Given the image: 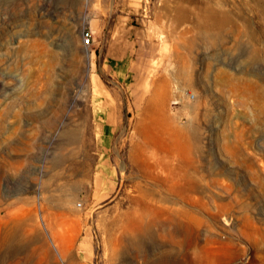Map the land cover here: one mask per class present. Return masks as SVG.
<instances>
[{
    "label": "rangeland",
    "instance_id": "rangeland-1",
    "mask_svg": "<svg viewBox=\"0 0 264 264\" xmlns=\"http://www.w3.org/2000/svg\"><path fill=\"white\" fill-rule=\"evenodd\" d=\"M0 264H264V0H0Z\"/></svg>",
    "mask_w": 264,
    "mask_h": 264
},
{
    "label": "crops",
    "instance_id": "crops-1",
    "mask_svg": "<svg viewBox=\"0 0 264 264\" xmlns=\"http://www.w3.org/2000/svg\"><path fill=\"white\" fill-rule=\"evenodd\" d=\"M114 21L116 22V19H114ZM115 29H116V27H114V30ZM114 33H115V31H114ZM117 67H118L117 65L114 66V68H116V69H117ZM106 105H109V103L103 102L104 107L103 108L99 107V110H98L99 118L101 120L107 122V124H105V127L107 125H112L111 122L116 119L117 112H118V109L116 107L115 108H109V107L107 108Z\"/></svg>",
    "mask_w": 264,
    "mask_h": 264
},
{
    "label": "built area",
    "instance_id": "built-area-1",
    "mask_svg": "<svg viewBox=\"0 0 264 264\" xmlns=\"http://www.w3.org/2000/svg\"><path fill=\"white\" fill-rule=\"evenodd\" d=\"M82 40L84 46H90L93 40V35L91 30H84L82 33Z\"/></svg>",
    "mask_w": 264,
    "mask_h": 264
}]
</instances>
